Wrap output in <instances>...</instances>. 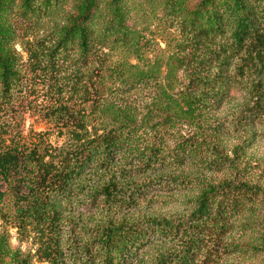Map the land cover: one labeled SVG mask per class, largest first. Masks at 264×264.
<instances>
[{
    "label": "rangeland",
    "instance_id": "rangeland-1",
    "mask_svg": "<svg viewBox=\"0 0 264 264\" xmlns=\"http://www.w3.org/2000/svg\"><path fill=\"white\" fill-rule=\"evenodd\" d=\"M195 3L123 0L118 28L103 9L92 28L111 37L86 59L62 40L74 0H35L26 15L16 8L19 62L12 88L0 86V150L53 154L72 143L78 121L91 137L120 125L130 134L109 169L86 173L59 202L48 227L5 202L0 264H102L104 231L116 225L154 233L119 264H264V115L228 57L230 39L192 28ZM162 94L179 103L190 95L193 116ZM222 183L256 188V205L221 228L194 227L199 193Z\"/></svg>",
    "mask_w": 264,
    "mask_h": 264
},
{
    "label": "trees",
    "instance_id": "trees-1",
    "mask_svg": "<svg viewBox=\"0 0 264 264\" xmlns=\"http://www.w3.org/2000/svg\"><path fill=\"white\" fill-rule=\"evenodd\" d=\"M34 1L0 0V86L4 92L12 88L17 78L19 60L11 47L15 39L13 17L17 19L14 12L19 9L22 15H26L33 9ZM44 1L48 5L52 0ZM122 1L74 0L75 13L68 27L64 28L62 40H67L70 45L75 44L81 57L86 59L96 43H104L111 37V34H107L108 27L101 37L92 28L94 21L102 16L103 9L110 11L116 22L115 27L123 26ZM195 1L188 14L192 28L204 39L222 35L230 39L228 49L231 54L228 57L239 60L235 70L238 76L250 81L248 93L253 101V109L264 115V0ZM112 35L118 37L117 34ZM229 62L224 60L220 67L230 65ZM162 95L173 107L181 109L182 104L183 115L189 118L193 116V98L190 95H183L181 104L169 95ZM129 130L122 131L120 125L91 137L85 121H78L76 129L71 132L72 143L53 154L13 145L0 150V207L5 202H11L13 207L19 209L20 216L26 215L35 223L48 227L49 219L58 218L59 202L72 195L73 187L86 173L109 169V161L127 145L125 141L129 137ZM103 192L108 194V190ZM259 195L256 188L245 184L207 186L196 199L191 221L194 227L221 228L253 208ZM148 230L122 225L106 229L101 242L102 264H119L120 260L125 261L121 259L123 256L132 260L139 249L151 243L150 235L154 233ZM157 233L161 234V231ZM45 249L47 253L52 251L49 246Z\"/></svg>",
    "mask_w": 264,
    "mask_h": 264
}]
</instances>
